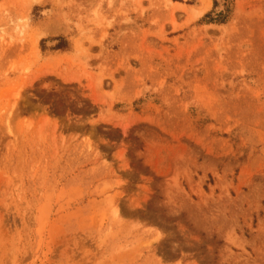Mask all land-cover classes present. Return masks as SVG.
Wrapping results in <instances>:
<instances>
[{
	"label": "rangeland",
	"instance_id": "rangeland-1",
	"mask_svg": "<svg viewBox=\"0 0 264 264\" xmlns=\"http://www.w3.org/2000/svg\"><path fill=\"white\" fill-rule=\"evenodd\" d=\"M0 264H264V0H0Z\"/></svg>",
	"mask_w": 264,
	"mask_h": 264
}]
</instances>
